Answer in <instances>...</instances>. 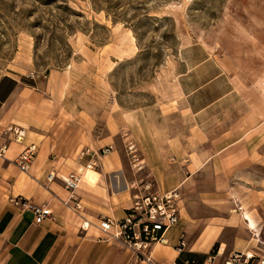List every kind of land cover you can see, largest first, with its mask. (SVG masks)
I'll use <instances>...</instances> for the list:
<instances>
[{
  "label": "crops",
  "instance_id": "obj_1",
  "mask_svg": "<svg viewBox=\"0 0 264 264\" xmlns=\"http://www.w3.org/2000/svg\"><path fill=\"white\" fill-rule=\"evenodd\" d=\"M238 7L227 34L180 51L177 85L187 130L170 134L139 113L126 120L123 140L130 136L140 149L144 172L137 173L131 162L126 171L108 155L98 160V174L84 176L95 157L53 162L46 150L51 143L40 148L27 173L0 160V264H146L121 243L103 239L97 226L103 218L126 216L137 193L131 185L147 173L161 191L179 190L182 197L180 221L167 233L169 244L155 247L154 264H177L181 239L186 253L209 258L215 252L204 264H224L235 253L264 256V0H241ZM8 77L17 86L6 101L0 86V130L13 123L31 129L34 120L5 115L24 90L18 77ZM31 132L23 144L10 146L9 160L42 141L43 133ZM118 133L114 122L112 137ZM55 171L82 176L78 213L69 207L72 195L65 185L48 182ZM22 200L47 206L52 216L36 225ZM85 220L91 223L86 232Z\"/></svg>",
  "mask_w": 264,
  "mask_h": 264
},
{
  "label": "rangeland",
  "instance_id": "obj_2",
  "mask_svg": "<svg viewBox=\"0 0 264 264\" xmlns=\"http://www.w3.org/2000/svg\"><path fill=\"white\" fill-rule=\"evenodd\" d=\"M240 1L0 0L1 97L17 86L8 76L24 89L5 115L34 120L27 135L44 134L36 144L51 143L53 162L98 159L114 145L109 156L131 172L126 120L139 113L170 134L187 130L180 51L227 34Z\"/></svg>",
  "mask_w": 264,
  "mask_h": 264
},
{
  "label": "built area",
  "instance_id": "obj_3",
  "mask_svg": "<svg viewBox=\"0 0 264 264\" xmlns=\"http://www.w3.org/2000/svg\"><path fill=\"white\" fill-rule=\"evenodd\" d=\"M26 130L20 126H9L0 132V160L13 163L20 172L27 173L31 169L32 162L38 156L40 147L36 143L26 145L19 154L9 160L6 156L12 144H23L26 138ZM114 151V145H108L96 153L98 159L96 164L92 163L87 168H97V162L102 157L108 156ZM129 152L134 159L131 162L132 168L137 173L144 172L145 168L138 157L136 145L130 141ZM48 182L61 181L71 192L72 205H69L73 212L78 213L81 209V202L76 193L83 178L78 173L72 172L68 175H60L56 171L49 173ZM131 189L137 193L133 197V205L127 211L126 216L121 220L103 218L97 226L101 237L105 240H112L121 243L130 251L137 260L154 264V250L158 245H168L167 233L175 227L181 217L182 197L179 190L169 192L161 191L156 182L146 174L143 178L131 185ZM22 207L28 209L34 216V223L41 225L52 216V211L45 205L31 204L22 200ZM91 223L85 220L81 226L87 231ZM178 250L183 253L186 248L184 239H181ZM211 255L208 260H212ZM224 264H264V256H256L252 252L232 254Z\"/></svg>",
  "mask_w": 264,
  "mask_h": 264
},
{
  "label": "trees",
  "instance_id": "obj_4",
  "mask_svg": "<svg viewBox=\"0 0 264 264\" xmlns=\"http://www.w3.org/2000/svg\"><path fill=\"white\" fill-rule=\"evenodd\" d=\"M213 252L211 255H213ZM208 256L192 254V253H181L180 257L177 260V264H204Z\"/></svg>",
  "mask_w": 264,
  "mask_h": 264
},
{
  "label": "bare ground",
  "instance_id": "obj_5",
  "mask_svg": "<svg viewBox=\"0 0 264 264\" xmlns=\"http://www.w3.org/2000/svg\"><path fill=\"white\" fill-rule=\"evenodd\" d=\"M87 170H94V169H93V168H87ZM87 170H86V171H87Z\"/></svg>",
  "mask_w": 264,
  "mask_h": 264
}]
</instances>
